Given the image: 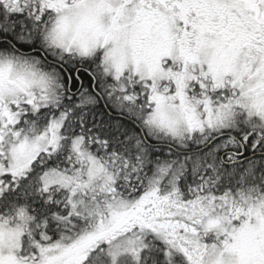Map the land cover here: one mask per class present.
Masks as SVG:
<instances>
[{
  "label": "snow or ice",
  "instance_id": "obj_1",
  "mask_svg": "<svg viewBox=\"0 0 264 264\" xmlns=\"http://www.w3.org/2000/svg\"><path fill=\"white\" fill-rule=\"evenodd\" d=\"M0 264H264V0H0Z\"/></svg>",
  "mask_w": 264,
  "mask_h": 264
}]
</instances>
